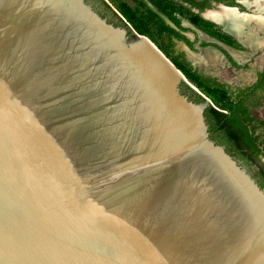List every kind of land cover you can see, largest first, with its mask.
Here are the masks:
<instances>
[{"label":"water","instance_id":"obj_1","mask_svg":"<svg viewBox=\"0 0 264 264\" xmlns=\"http://www.w3.org/2000/svg\"><path fill=\"white\" fill-rule=\"evenodd\" d=\"M183 83L89 0H0V264H264V188Z\"/></svg>","mask_w":264,"mask_h":264},{"label":"flooded vegetation","instance_id":"obj_2","mask_svg":"<svg viewBox=\"0 0 264 264\" xmlns=\"http://www.w3.org/2000/svg\"><path fill=\"white\" fill-rule=\"evenodd\" d=\"M89 1L110 23L126 29L130 37L146 38L165 57L168 54L176 68H187L194 78L201 75L219 84L225 102L237 101L236 115L251 135L257 151L246 148V158L235 156L226 144L216 140L209 125L210 133L232 156L245 166L251 165L248 169L264 188L259 180L264 167V0ZM257 1L261 2L260 7ZM253 37L260 42L250 44ZM207 50L217 54V62L208 61L206 65L193 60V56L204 55ZM202 66L221 69L223 81L202 74ZM235 75L239 76L238 82L226 79ZM188 87L191 93L186 94L198 101L201 95ZM203 92L210 93L204 89ZM211 102L205 116L209 107H215Z\"/></svg>","mask_w":264,"mask_h":264},{"label":"trees","instance_id":"obj_3","mask_svg":"<svg viewBox=\"0 0 264 264\" xmlns=\"http://www.w3.org/2000/svg\"><path fill=\"white\" fill-rule=\"evenodd\" d=\"M183 74L186 77H190L189 70H182ZM193 78V76H192ZM191 78V79H192ZM202 82L200 84V88L203 91H211L209 95H207L212 102L215 103L217 108L209 107L206 112V118L209 125L212 127V132L219 143L226 144L228 150L235 156H240L242 158L247 157V153L244 151L246 148L249 150H253L252 152H256L251 135L247 131L246 127L240 122L238 116L236 115L237 110V101L234 99L232 101L227 100L226 102L223 100L219 84L210 81V79H206L201 75H197ZM206 87V88H205ZM182 89L185 93H191V89L182 84ZM197 103L205 102V99L198 96ZM218 136V137H217ZM261 184L264 186V167L263 173L259 178Z\"/></svg>","mask_w":264,"mask_h":264},{"label":"rangeland","instance_id":"obj_4","mask_svg":"<svg viewBox=\"0 0 264 264\" xmlns=\"http://www.w3.org/2000/svg\"><path fill=\"white\" fill-rule=\"evenodd\" d=\"M166 55V57H168L167 59L169 60V55L168 54H165ZM217 54H216V62H217ZM178 67H179V65H178ZM181 68H183V67H181ZM181 68H177L181 73H182V70H181ZM187 69V68H186ZM187 71H188V69H187ZM202 74H205L206 76H208V77H214V78H218V79H220L221 81H223L222 79H224V72L222 73V70L221 69H218V68H211V69H205L203 66H202V68H201V71H200ZM183 74V73H182ZM190 74V73H189ZM184 75V74H183ZM185 76V75H184ZM190 76H191V74H190ZM249 77V76H248ZM185 78H186V80L197 90V92L201 95V97H203L204 99H208V100H210L209 98H208V96L201 90V88H200V84H202V82H201V80L199 79V78H197V77H193L192 78V76H191V78L190 77H186L185 76ZM227 80H229L230 82H238V80H239V76H237V75H235L234 77H230V78H226ZM208 90V89H207ZM209 91V90H208ZM209 92H211V91H209ZM211 101V100H210ZM215 107H217L216 105H215V103L214 102H211ZM218 137V136H217ZM247 166L249 167V169H250V167H251V165H248L247 164Z\"/></svg>","mask_w":264,"mask_h":264},{"label":"bare ground","instance_id":"obj_5","mask_svg":"<svg viewBox=\"0 0 264 264\" xmlns=\"http://www.w3.org/2000/svg\"><path fill=\"white\" fill-rule=\"evenodd\" d=\"M260 3H261L260 1H257L256 4L260 7ZM259 42H260V39L259 38L257 39V37H253V40L250 39V44H254V43L256 44V43H259ZM193 58H195L193 60H195V61H197L199 63H204V64L208 65V63H207L208 61L210 63H215L216 62V53H214V52H212L210 50H207L204 55L201 54L199 56H193Z\"/></svg>","mask_w":264,"mask_h":264}]
</instances>
